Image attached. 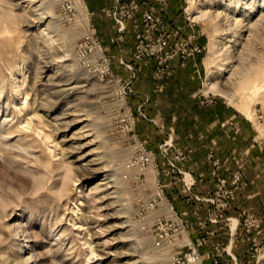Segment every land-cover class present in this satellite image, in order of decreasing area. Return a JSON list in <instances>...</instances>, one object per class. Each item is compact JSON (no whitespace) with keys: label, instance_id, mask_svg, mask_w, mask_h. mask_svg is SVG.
<instances>
[{"label":"rangeland","instance_id":"obj_1","mask_svg":"<svg viewBox=\"0 0 264 264\" xmlns=\"http://www.w3.org/2000/svg\"><path fill=\"white\" fill-rule=\"evenodd\" d=\"M68 1L0 0V264H190L185 245L191 240L201 242L198 264H242L235 253L238 234L252 237L244 264H264V0H151L137 23L128 22L123 40L105 11L112 0H72L75 15L64 10ZM146 9L180 45L190 40L200 50L171 77L156 76L157 61L135 57V31L142 29ZM202 9L204 17L191 18ZM88 23L120 83L79 64L75 49ZM212 42L216 88L206 92ZM145 68L151 69L148 84L139 77ZM176 80V91L167 92ZM153 99L156 112L141 138L137 114L148 119L143 106ZM171 101H191L211 112L192 126L199 132L196 146L189 143L191 134L182 139L176 128L188 111L166 124ZM126 109L136 118L137 137L161 165L164 192L192 194L166 176L167 164L177 151L189 161L195 149L204 150L212 180L205 185L202 175L201 189L205 197L218 190L219 201L192 207L176 197L175 205L169 200L174 212L165 204L147 210L158 193L154 174L146 183L135 173L125 178V164L139 149L133 133H119ZM187 161L178 164L183 171ZM232 207L237 214L226 217ZM160 217L170 238L157 248L154 224ZM179 224L185 230L174 235L169 229Z\"/></svg>","mask_w":264,"mask_h":264},{"label":"built area","instance_id":"obj_2","mask_svg":"<svg viewBox=\"0 0 264 264\" xmlns=\"http://www.w3.org/2000/svg\"><path fill=\"white\" fill-rule=\"evenodd\" d=\"M113 7L106 9L107 16L111 19H114L117 27L118 33L120 35V40H123V34L127 31L128 22L137 23L135 17L140 13L141 9L144 7H149L151 0H112ZM64 10L70 14L75 15L78 13V9L74 1L70 0L65 3ZM142 29L135 31L136 39V51L135 57L137 61H146L155 60L158 62V67L156 71V76H166L171 77L175 70L179 68H186L187 63L191 57L196 56L200 53L198 47L192 45V42L189 40L187 42L178 43L175 41L173 34H167L163 32L162 29L163 21L160 17H156L153 12H150L146 9L143 14ZM172 42H175V46L172 45ZM76 58L79 64L87 70L89 73L94 74L101 80H109L117 83L121 82L117 76L114 75L111 68V58L106 54L105 49L102 45L100 39L95 35L94 28L88 23V30L85 35L77 43L76 49ZM122 64L133 70L132 66ZM125 88L123 87V90ZM124 97L126 98L127 94L123 92ZM118 123L120 124L119 133L121 134H131L135 137L136 142L139 145L138 151L126 162L125 169L128 174L125 175V178H128L131 173L136 174V180L141 183H146V179L149 173L154 174L155 184L158 190V193L154 195L147 204V210H153L160 208L161 205L165 204L170 207L173 211V206L170 203L169 199L166 197L165 192L161 185V173L159 169L158 159L155 153L147 148V141L140 140L135 132L136 118L130 109H126L124 113L119 117ZM189 159L188 155H185L182 151L175 152V156L168 161L167 167L168 172L166 176H171L176 178L179 182H183V185L188 192L192 193L193 188L196 186V177L187 171H183L178 164ZM178 175V178L173 175ZM236 183V182H235ZM224 182H220L217 185V189L223 187ZM218 190L209 197H199L197 195L191 194V198L188 199V202L194 200L196 202L202 203H211L214 205L219 201ZM227 204H229L230 199L234 198V191H230V194L227 196ZM224 209L226 207H223ZM220 211V210H219ZM174 212V211H173ZM176 215V213H174ZM224 213L217 215L219 218H224ZM177 216V215H176ZM217 218V217H216ZM229 220V219H228ZM212 223L217 224V219L211 220ZM156 228L154 229V240L155 246L157 248H162L166 241L170 238L168 232V223L166 219L160 217L158 221L154 224ZM179 227L182 228L179 231ZM179 227H175L171 230L174 235L183 233L185 227L179 224ZM234 232V230H232ZM198 244H194L192 240L189 244H186L185 247L189 249V254L186 255V259L190 264H198L201 262V255L199 253V246L201 242L198 241Z\"/></svg>","mask_w":264,"mask_h":264},{"label":"trees","instance_id":"obj_3","mask_svg":"<svg viewBox=\"0 0 264 264\" xmlns=\"http://www.w3.org/2000/svg\"><path fill=\"white\" fill-rule=\"evenodd\" d=\"M140 80L143 79L146 84H148V82L150 81V77H151V69L149 68H145L143 69L140 74H139ZM178 82L176 80V82H174V85L170 84L172 87L170 89H168L167 92L169 93H174V91H176ZM149 92L150 94L153 95L154 93V87H149ZM172 105L170 106L169 111H167L166 114V124H170L172 121V116L174 114L176 115H181L183 113V111H188V113L190 114L189 117L185 118V121H183L181 118L178 119V122L176 123V128L177 131L179 132V135L182 139H184L185 137L188 138L189 135H192V139L189 140V143L192 146H196L197 143V136L199 135V132L197 131H193V124L191 122V118L193 117H197L198 118V125L201 123L203 124L204 121L209 120V118L212 117L211 112L210 111H201V109L197 106H195L193 104V102L189 101L188 104H184L181 103V101L178 103L176 101H171L170 102ZM143 111L147 114L148 119H143L141 117L138 116L137 114V134L141 137V138H145L148 136V131L150 130V124H149V119L151 117L154 116L155 114V106H154V99L151 101V103L143 106ZM183 121V122H182ZM201 121V122H200ZM200 124V125H201ZM198 133V134H197ZM211 163L208 161L207 159V153L204 150H197L196 153L194 152L193 155L191 156L190 160L186 162L185 168L189 171L190 173H192L196 179H197V184L196 186L193 188L192 190V194L197 195L199 197H204L206 195V191L204 189H201L200 184V180L203 178H201V176L203 175L205 177V179H203V183H205V185L210 184L209 182L212 180L211 178V172H212V166L210 165ZM159 166L161 168V165L159 163ZM210 191V190H209ZM166 196L167 198L174 203V205L176 204V197L180 198V201L185 202L186 200L191 198V195L188 194L187 196H182L179 195L177 191H175V189L172 190H166ZM192 207H197L198 205H200V203L191 200V202L189 203ZM179 209V208H178ZM237 214V209L236 207H232L231 210L226 212V217H230V216H235ZM225 233L223 234L225 237H221V239L223 240V243L225 245H227V243L229 242L230 239V234L228 232L227 229H224ZM218 236H220V234H218ZM251 236H242L240 234H238V236L236 237V242L238 243V248L235 250L236 256L238 258V260L244 264L249 260V252H247V249L250 247V240H251ZM220 239V238H219ZM244 240V242H247V245L245 243H240V240ZM241 247V248H239Z\"/></svg>","mask_w":264,"mask_h":264},{"label":"bare ground","instance_id":"obj_4","mask_svg":"<svg viewBox=\"0 0 264 264\" xmlns=\"http://www.w3.org/2000/svg\"><path fill=\"white\" fill-rule=\"evenodd\" d=\"M206 10L202 9L199 10V12L197 14H191V18L196 20H199L200 18L204 17V15L206 14ZM217 53V45L216 42H212L211 46H210V51H209V57L206 60V65L208 68V75H207V79H206V84H205V91L206 92H211L214 91V89L216 88V78H215V74H216V64H215V56ZM67 86H71V83L68 84ZM262 259L264 261V254L262 255ZM264 263V262H263ZM136 264V263H135Z\"/></svg>","mask_w":264,"mask_h":264},{"label":"crops","instance_id":"obj_5","mask_svg":"<svg viewBox=\"0 0 264 264\" xmlns=\"http://www.w3.org/2000/svg\"><path fill=\"white\" fill-rule=\"evenodd\" d=\"M177 91H178V89H177ZM185 118H186V117H185ZM185 118L183 119V121H185ZM191 122H192L193 125L196 126V125L198 124L199 121H198V118L195 117V118H191ZM200 122H201V121H200ZM200 124H201V123H200ZM195 151H197V150L195 149ZM195 153H196V152H195ZM186 170H187V171H191V170H188V169H186ZM202 184H203V183L200 182L199 185L201 186ZM201 187H203V185H202ZM207 193H208V192H206V195H207ZM206 195H205V196H206ZM205 196H204V197H205Z\"/></svg>","mask_w":264,"mask_h":264}]
</instances>
